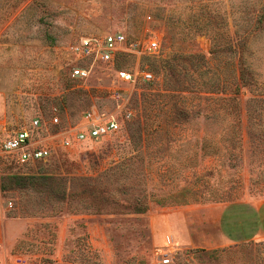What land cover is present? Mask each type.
<instances>
[{
    "label": "rangeland",
    "instance_id": "obj_1",
    "mask_svg": "<svg viewBox=\"0 0 264 264\" xmlns=\"http://www.w3.org/2000/svg\"><path fill=\"white\" fill-rule=\"evenodd\" d=\"M241 5L245 20L258 9L256 0H0V142L37 119L49 145L24 164L0 152V217L34 218L42 242L27 264H158L167 237L168 264H264V238L223 244L213 222L218 207L264 199V31L244 51L249 93L238 81ZM105 32L128 41L151 32L158 50L117 55L113 66L67 59L68 45ZM73 66L87 76H71ZM141 68L152 82L115 80V70ZM115 89L119 130L61 147L85 111H114ZM66 214L96 227L76 221L56 253L51 219Z\"/></svg>",
    "mask_w": 264,
    "mask_h": 264
},
{
    "label": "built area",
    "instance_id": "obj_2",
    "mask_svg": "<svg viewBox=\"0 0 264 264\" xmlns=\"http://www.w3.org/2000/svg\"><path fill=\"white\" fill-rule=\"evenodd\" d=\"M158 50V39L151 32L135 41H128L120 32H105L99 37H80L65 48V54L70 62L90 60L113 66L114 59L120 54H133L141 56L155 54ZM71 76L83 79L88 70L73 66L70 69ZM115 80L122 84L133 85L136 81L152 82L153 77L145 68L130 73L125 70L114 71ZM110 99L115 104L114 111H98L91 109L85 111L69 134L61 135L58 144L65 148H78L85 144L98 142L116 133L120 124L118 114L123 108L125 100L121 91L115 89L110 94ZM56 124L55 118L51 120ZM42 125L37 119L31 122L30 130L20 129L11 135L5 136L0 142V152L10 156L16 163L24 164L45 159L49 155V145L40 138L38 132ZM34 133L36 140H34ZM7 207L11 204L8 202ZM172 241L167 237L164 247L157 251L156 261L158 264H168L173 253ZM13 264H25L23 258H16Z\"/></svg>",
    "mask_w": 264,
    "mask_h": 264
},
{
    "label": "crops",
    "instance_id": "obj_3",
    "mask_svg": "<svg viewBox=\"0 0 264 264\" xmlns=\"http://www.w3.org/2000/svg\"><path fill=\"white\" fill-rule=\"evenodd\" d=\"M233 209L234 214L229 212ZM215 208V207H213ZM213 222L221 229V237L219 241L223 244L234 243L242 240H253L264 238V199H249L245 201L235 202L231 205L218 207L213 212ZM92 217L87 215H60L51 219L55 235L53 248L56 253L67 237L69 229L75 226L76 221L84 220L83 225L86 227L87 232L95 229V225L90 221ZM34 218L30 216H2L0 217V264H13L14 260L18 257L25 260L27 264L28 258H41L39 245L42 242L34 241L35 229L31 226ZM237 229L236 232L227 231L228 224ZM29 237V249L22 248L23 237ZM38 246V247H37ZM40 260V259H39ZM39 264V262L34 263Z\"/></svg>",
    "mask_w": 264,
    "mask_h": 264
},
{
    "label": "trees",
    "instance_id": "obj_4",
    "mask_svg": "<svg viewBox=\"0 0 264 264\" xmlns=\"http://www.w3.org/2000/svg\"><path fill=\"white\" fill-rule=\"evenodd\" d=\"M256 4L258 9L252 12V15H250V19L245 18L249 15L243 8L244 5H241V14H240V19H241V28H240V33L241 36H239V47L237 48L238 51V59H237V65H238V81L241 83L240 86L242 87H247L249 89L250 86L257 87V85L252 82H254V78L252 76V67L250 64H247L245 61L246 55L244 54V51L247 49H250V46L255 43V39L257 36L260 35L262 31H264V0H256ZM243 11V12H242ZM248 14V15H247ZM243 19V21H242ZM251 51V50H250ZM213 53V52H211ZM246 73L250 75L248 78L246 77ZM259 85L264 87V81L260 80V82L256 81ZM249 93H252L250 89L248 90ZM255 101L257 99H251V101ZM260 100V99H259ZM14 180L13 184L14 185H19L21 180L18 177H13ZM2 188V187H0ZM140 210V209H137ZM140 212V211H137Z\"/></svg>",
    "mask_w": 264,
    "mask_h": 264
}]
</instances>
